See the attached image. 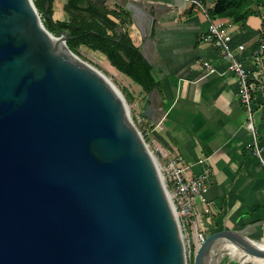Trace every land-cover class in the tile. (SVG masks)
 <instances>
[{
  "label": "water",
  "instance_id": "1",
  "mask_svg": "<svg viewBox=\"0 0 264 264\" xmlns=\"http://www.w3.org/2000/svg\"><path fill=\"white\" fill-rule=\"evenodd\" d=\"M116 1L148 32L139 5ZM56 33L33 0H0V264H187L124 97ZM140 114L153 120L149 101ZM225 241L241 256L216 250ZM243 256L264 258V248L222 227L204 236L192 264H243Z\"/></svg>",
  "mask_w": 264,
  "mask_h": 264
},
{
  "label": "crops",
  "instance_id": "2",
  "mask_svg": "<svg viewBox=\"0 0 264 264\" xmlns=\"http://www.w3.org/2000/svg\"><path fill=\"white\" fill-rule=\"evenodd\" d=\"M130 1L145 11L141 27L148 32L116 0L104 4L129 12L124 21L112 18L151 65L156 86L146 94L138 88L139 97L145 96L153 109V120H142L145 138L161 163L178 153L189 164V174L209 172V212L196 205L205 234L225 227L251 236L264 224V166L249 147L251 133L244 124L237 81L218 49L201 39L208 26L205 15L191 0ZM65 2L52 1L53 19L68 21ZM201 2L209 8L215 0ZM218 18L227 24L233 45L245 44L240 55L247 57L264 33V6L239 22ZM136 104L140 113L143 107ZM253 123L264 145V94L254 102Z\"/></svg>",
  "mask_w": 264,
  "mask_h": 264
},
{
  "label": "built area",
  "instance_id": "3",
  "mask_svg": "<svg viewBox=\"0 0 264 264\" xmlns=\"http://www.w3.org/2000/svg\"><path fill=\"white\" fill-rule=\"evenodd\" d=\"M191 2L205 15L208 22L207 30L201 34V39L218 49L221 58L227 62L228 71L237 81L238 100L246 115L244 124L251 133L249 147L259 163L264 166V145L260 143L253 123L254 102L264 94V33L248 52L247 57L241 56L246 46L243 42L232 44L233 36L223 19L209 16L208 8L201 0ZM203 63L208 70H213L208 62ZM135 116L139 123L144 119L139 112ZM147 146L156 160L158 157L154 153L155 150L149 143ZM156 163L177 218L185 254L191 255L206 235L198 220L196 205L201 204L203 210L209 212L206 197L210 185L209 172L189 174V164L178 153L168 158L166 163Z\"/></svg>",
  "mask_w": 264,
  "mask_h": 264
},
{
  "label": "trees",
  "instance_id": "4",
  "mask_svg": "<svg viewBox=\"0 0 264 264\" xmlns=\"http://www.w3.org/2000/svg\"><path fill=\"white\" fill-rule=\"evenodd\" d=\"M52 1L44 11L45 0H33L45 27L55 34L57 29L64 30L68 35L66 44L73 52L80 45L100 52L112 67L128 76L145 94L156 86L150 63L115 20L124 21L127 10L108 8L94 0H66L64 7L70 18L64 21L52 18ZM259 6H264V0H215L207 11L213 18L226 16L239 22L258 14Z\"/></svg>",
  "mask_w": 264,
  "mask_h": 264
},
{
  "label": "rangeland",
  "instance_id": "5",
  "mask_svg": "<svg viewBox=\"0 0 264 264\" xmlns=\"http://www.w3.org/2000/svg\"><path fill=\"white\" fill-rule=\"evenodd\" d=\"M104 6H106L103 3ZM39 12V11H38ZM40 13V12H39ZM67 20H69L70 16L67 14ZM42 20V19H41ZM53 33V32H52ZM55 34V33H53ZM57 35V33L55 34ZM75 54H77L81 59L88 62L95 68H97L101 73H103L111 82L112 84L121 92L122 96L124 97V100L126 102V105L129 110V115L133 119L137 129L141 131V134L143 135L144 139V129L142 122L139 123L136 121L135 114L138 113L137 111V104L140 107H143L145 102V97L140 96L138 94V88L140 90V87L136 86V83L132 81L128 76L123 74L122 72L116 70L114 67L110 65V63L107 61V59L98 51L91 50L87 48L86 46L80 45L76 48ZM145 141L148 143V140L145 139ZM150 146V144H149ZM152 148V146H150ZM156 153V152H154ZM156 161L159 162V158H156ZM257 232H254L252 237L258 238L259 240L264 242V224H259L256 228ZM230 253V252H229ZM231 255L241 256V250L238 248H235V251L233 253H230ZM230 256L229 254L225 253L223 256L219 257V260L223 262L225 258ZM241 260L244 262L243 264H264V258L260 257H254V256H243ZM187 264H192V254L186 255ZM233 264H237V258H233Z\"/></svg>",
  "mask_w": 264,
  "mask_h": 264
},
{
  "label": "bare ground",
  "instance_id": "6",
  "mask_svg": "<svg viewBox=\"0 0 264 264\" xmlns=\"http://www.w3.org/2000/svg\"><path fill=\"white\" fill-rule=\"evenodd\" d=\"M249 241H251L253 244H257L258 246L264 248V242L259 240L258 238L252 237V236H248ZM221 245H219L218 248H216V250L219 251H225V252H230L233 253L235 251V248H237L235 245H233L232 243L229 242H222L220 243ZM242 261V260H241ZM241 263H244L243 261Z\"/></svg>",
  "mask_w": 264,
  "mask_h": 264
}]
</instances>
